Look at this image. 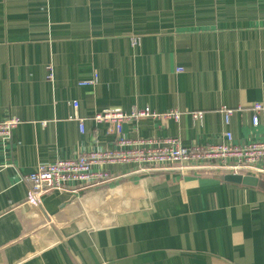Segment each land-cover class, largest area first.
<instances>
[{
    "label": "crops",
    "instance_id": "1",
    "mask_svg": "<svg viewBox=\"0 0 264 264\" xmlns=\"http://www.w3.org/2000/svg\"><path fill=\"white\" fill-rule=\"evenodd\" d=\"M95 74L96 85H80ZM255 104L264 0H0V122L20 121L0 142V264H264V176L250 187L222 172L113 165L110 182L70 184L41 206L25 180L40 164L115 150L107 124L93 121L106 109L177 111L179 121L124 133L192 147L226 132L236 145L263 140Z\"/></svg>",
    "mask_w": 264,
    "mask_h": 264
},
{
    "label": "built area",
    "instance_id": "2",
    "mask_svg": "<svg viewBox=\"0 0 264 264\" xmlns=\"http://www.w3.org/2000/svg\"><path fill=\"white\" fill-rule=\"evenodd\" d=\"M138 44V38L133 40ZM48 79L53 80L52 67L48 68ZM98 75L93 79L80 83L82 86L96 85ZM75 111L70 118L79 122L80 132L85 133V119L80 118L77 111L79 103L74 101ZM255 112L264 111V104H255ZM253 117V125H259L258 114ZM231 110L225 112L226 124H229ZM195 121L203 119L202 113H194ZM174 120L179 121L181 114L177 111L158 113L146 107L133 108L125 112L120 108L106 109L95 115L93 121L107 124L108 133L114 136L115 150L82 151L73 159L57 160L50 164H40L36 170L25 177L30 184L29 202L41 206L45 195L52 192L66 191L70 184H78L82 189H92L111 181L109 166L136 164L143 171L157 172L163 170L207 171L224 174L252 177L264 176V136L261 141H253L243 145L233 143L231 132H226V140L221 144L195 145L185 147L177 139H129L123 130L125 124L142 120ZM20 121L17 118L0 122V142H9Z\"/></svg>",
    "mask_w": 264,
    "mask_h": 264
},
{
    "label": "water",
    "instance_id": "3",
    "mask_svg": "<svg viewBox=\"0 0 264 264\" xmlns=\"http://www.w3.org/2000/svg\"><path fill=\"white\" fill-rule=\"evenodd\" d=\"M222 179L225 182L237 184V185H244L250 187H257L260 185V179L258 177H252V176L226 174L223 176Z\"/></svg>",
    "mask_w": 264,
    "mask_h": 264
},
{
    "label": "rangeland",
    "instance_id": "4",
    "mask_svg": "<svg viewBox=\"0 0 264 264\" xmlns=\"http://www.w3.org/2000/svg\"><path fill=\"white\" fill-rule=\"evenodd\" d=\"M261 183H263V180H261Z\"/></svg>",
    "mask_w": 264,
    "mask_h": 264
}]
</instances>
